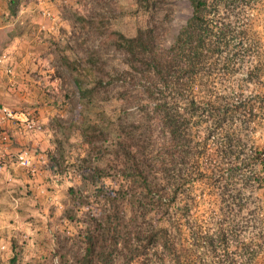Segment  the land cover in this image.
Instances as JSON below:
<instances>
[{
  "label": "rangeland",
  "instance_id": "obj_1",
  "mask_svg": "<svg viewBox=\"0 0 264 264\" xmlns=\"http://www.w3.org/2000/svg\"><path fill=\"white\" fill-rule=\"evenodd\" d=\"M208 1L215 5V10H212L215 12L208 17V23L215 33L225 31L226 36L219 52L215 47L204 52L194 80L175 102L179 119L188 124L184 133L188 157L179 164L184 173H188L198 145L204 148L201 172L196 177H188L190 182L182 187L177 198L180 207L190 205L192 208L178 222L182 230L181 242L177 241L178 250L182 256L181 264H264V189L254 180L256 176L264 177V156H257L264 151V0ZM228 2L229 5H226ZM45 3H52L58 11L78 13L83 28L95 29L94 33L103 39L106 37L104 46H98L100 49L81 51L80 63L67 68L70 71L62 77L67 106L73 103L68 97L81 93L80 86L67 80L72 70L82 76L84 83L91 76L95 77L93 82L86 83L93 84L92 89L99 78L104 80L105 88L94 91L96 99L91 113L92 124L86 139L88 143L95 144L96 159H101L102 164L97 165L100 170L96 171L100 173L99 178L105 180L106 192L96 197L98 188H95L93 176L85 180L65 176L68 168L75 167V162L57 164L61 175L46 188V196L56 197L63 207L58 205V211L50 216L49 236H45L49 251L42 256L37 253L38 256L22 261L23 264H60L58 252L64 244L67 249L77 245L74 249L83 253L78 238L80 231L92 225L93 219L110 213L113 191H125L129 186L124 176L132 172L131 148L127 140L119 138L118 132L128 130L134 123L141 125L143 107L147 106L152 113L155 105L146 96V83L141 75L137 74L135 80L125 75L131 72V68L116 43L122 42L123 38L135 37L139 29L153 26L160 35L158 48L170 49L180 30L193 16L189 0H156L154 18L145 10L144 4L141 7L139 0H21L17 16L10 14L8 0H0V8L9 13L10 23L19 15L23 19L39 15L48 19L51 10L44 6ZM72 3L76 4L72 6ZM21 25L27 26L25 21ZM212 39L210 46L216 42L215 38ZM0 60V64L5 61ZM89 64L90 67L86 66ZM182 65L186 66L187 62ZM7 70L10 75V69ZM191 88L198 105L204 109L197 114L187 110ZM161 91L159 87L158 93ZM209 104L218 107L212 115L207 112ZM152 122L153 144L158 151L166 135L159 121ZM17 123L22 139L36 137V133L21 129L22 122ZM106 142L115 148L112 157L102 161L104 149L100 147ZM103 163L108 166L104 167ZM48 179L50 182L51 179ZM165 196L166 199L168 195ZM36 202L33 199L34 206ZM49 205L54 209L56 207ZM151 217L157 227L168 225V216L162 220L153 213ZM31 218L34 219V216ZM195 225V232L203 233L205 242L213 240V245L194 242L193 231L189 230ZM51 230L55 238L51 237ZM150 255L149 258H153V251ZM69 259L74 264V252ZM148 264L160 263L152 260ZM167 264L173 262L168 259Z\"/></svg>",
  "mask_w": 264,
  "mask_h": 264
},
{
  "label": "trees",
  "instance_id": "obj_2",
  "mask_svg": "<svg viewBox=\"0 0 264 264\" xmlns=\"http://www.w3.org/2000/svg\"><path fill=\"white\" fill-rule=\"evenodd\" d=\"M189 1L193 7V16L180 30L170 49L158 48L160 35L153 26L139 29L135 37L123 38L122 42L116 43L131 68V72L125 75L131 76L132 80L136 79L137 74L141 75L146 83V96L149 102H154V110L149 113L147 106H144L142 124L134 123L128 130L118 132L119 138L127 140L131 148L129 154L133 159V168L130 174L124 176L129 186L125 191H113L110 213L100 219H93L92 225H88L85 231H80L78 238L83 253L74 249L77 245L67 249L64 244L58 252L60 264H71L69 258L72 252L74 264H148L152 260L167 264L168 259L173 264H181L182 256L177 241L181 242L182 230L178 222L192 208L190 205L180 207L177 198L182 187L190 182L188 177H196L201 172L204 148L198 145L191 167L188 173H184L179 164L188 157L185 149L187 145L184 144L188 124L179 119L175 102L178 96L183 95L190 81L194 80L204 52L210 47H215L219 52L226 36L225 31L215 33L208 23V17L215 12L212 11L215 10L214 4L208 0ZM20 2L21 0H8L12 16H17ZM139 4L141 7L144 4L145 10L152 18L155 17L156 0H139ZM212 38L216 39L214 46L209 44ZM183 62H187V65H182ZM95 84L94 89L81 91V96L94 98V91L105 88L101 78ZM159 87L162 91L158 93ZM190 95L187 110L191 114L204 110L198 105L192 88ZM207 107V112L211 115L214 109L218 110L212 104ZM154 120L159 121L166 135L158 151L153 144ZM263 155L264 151L257 154L259 157ZM255 178L260 188L264 189V177ZM105 190V185L101 182L96 197L103 196ZM165 195H168L167 200ZM153 213L162 220L169 217L168 225L157 227L151 217ZM189 231H193L191 235L195 236L194 242L213 245V240L205 242V235L195 232L196 225ZM220 236H223L222 233ZM151 251L153 258H149Z\"/></svg>",
  "mask_w": 264,
  "mask_h": 264
},
{
  "label": "crops",
  "instance_id": "obj_3",
  "mask_svg": "<svg viewBox=\"0 0 264 264\" xmlns=\"http://www.w3.org/2000/svg\"><path fill=\"white\" fill-rule=\"evenodd\" d=\"M44 6L50 8L51 18L43 19L39 15L23 19L19 15L13 24L9 22V13L0 8V59H5L0 64V107H11L19 123L36 117L44 127L36 137L22 139L15 123L4 125L13 140L0 143V264H19L38 256L37 253L42 256L49 251L45 236H49L50 216L58 211V205L63 207L56 197L46 196V188L61 175L57 164L75 162V167L68 168L65 176L84 180L93 176L95 188L105 181L96 171L100 170L97 165L102 164L101 159H96V146L86 139L96 98L83 97L77 92L68 97L73 103L67 106L62 77L70 71L67 68L80 63L81 51L100 49L98 46H104L106 37L94 33L95 29L83 28L78 13L58 11L52 3ZM23 21L26 27H21ZM71 72L67 80L80 86L81 91L93 88V84L86 83L93 82L95 77L84 83L82 76ZM100 148L104 149V161L112 157L115 147L106 142ZM22 150L30 151L32 169L17 166L16 157ZM45 163H49L48 168ZM33 199L37 200L36 206ZM49 204L56 205L55 209ZM38 241L36 247L33 243Z\"/></svg>",
  "mask_w": 264,
  "mask_h": 264
},
{
  "label": "built area",
  "instance_id": "obj_4",
  "mask_svg": "<svg viewBox=\"0 0 264 264\" xmlns=\"http://www.w3.org/2000/svg\"><path fill=\"white\" fill-rule=\"evenodd\" d=\"M51 17L52 16L49 15V18ZM1 62L2 61L0 60V63ZM8 123L18 124L16 112L9 106H1L0 107V143L2 144H8L12 140V136L4 128V125ZM20 127L22 130L28 133H38L44 130L43 124L36 118L28 119L27 121L20 124ZM15 162L18 167L23 168V169H32V167L34 166L29 150H22L17 155ZM44 166L48 168L49 163H45ZM74 172L76 173L77 171L75 170ZM79 176H81V173H79ZM63 222L65 223L66 220L63 219ZM51 233H52V230L50 231V235ZM51 237L55 238L54 234L51 235ZM55 262L58 263V258L55 259Z\"/></svg>",
  "mask_w": 264,
  "mask_h": 264
}]
</instances>
